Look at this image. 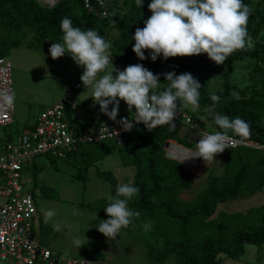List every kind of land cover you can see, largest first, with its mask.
Returning <instances> with one entry per match:
<instances>
[{
  "label": "rangeland",
  "instance_id": "1",
  "mask_svg": "<svg viewBox=\"0 0 264 264\" xmlns=\"http://www.w3.org/2000/svg\"><path fill=\"white\" fill-rule=\"evenodd\" d=\"M114 2L117 8L111 11V16L115 20L106 38V41L111 44L110 52L113 55V66L120 71H123L129 65L135 64H142L146 68V60L150 58L139 60L132 51L135 41L123 36V32H126L123 29L124 25L130 26L132 29L141 27V14L136 7L135 0H114ZM256 2V0H243V3L249 5L252 10L255 8ZM43 5L48 6L46 3H43ZM253 24L254 20L251 12L247 29H250ZM261 36L262 34L259 35L257 40L253 41L254 45L260 42ZM18 37L29 46L33 38V31L25 27L19 31ZM144 54L145 57H150L149 50H145ZM6 58L11 64L12 92L15 94V102L13 123L7 129L2 130L3 135L15 136L25 127L33 125L46 108L61 99L66 93L72 92H74L76 103V109L71 113L72 123H82L89 120L99 123L113 121L105 114L98 115L100 107L90 97L92 96L91 88L86 89L80 80L84 70L83 66H77L70 55L66 54L53 60L49 52L45 50L21 45L18 48L9 49ZM180 58L194 65L201 64L205 66L203 74L208 80L210 92L214 93L221 90L223 74L227 70L224 64H215L208 58L206 53ZM157 59L164 58L161 55ZM169 69L167 63L157 67L155 74L159 75L160 83ZM255 72L253 62L249 59L234 62L231 82L240 90L249 88L253 78H255ZM104 74L100 73L99 75ZM112 74L115 77L116 73L113 72ZM77 87L79 88L76 89ZM162 88L161 83L159 90ZM182 109L202 120L203 127L200 128L201 131L208 133L215 131L211 124L204 121L203 113L200 110L193 112L190 106ZM133 111L134 107L129 112L125 102L120 101L117 121L121 118L131 119ZM174 123L180 137H186V141L191 144L187 147L169 140L168 146L165 148L167 149V158L174 159L183 166V170L191 183L189 189L178 191L175 195L169 197L174 207L182 211L198 201L199 195L206 188L207 176L210 173L220 177L225 172L233 169L235 161L231 151L225 149L223 153L215 156L214 161H200L196 157L181 162L185 153L196 150V143L201 136L198 131L192 130L188 126L175 121ZM169 144H172L173 148H170ZM84 148L87 150L88 158L92 162L89 165H86L83 158L78 154L73 155L68 160H56L55 162L46 156L35 158V165L42 167L41 172L36 176L37 185H44L55 191L50 194V198H43L39 192L40 190L34 189L33 195L38 216L34 224L35 238L50 251L71 258H94L98 260L106 258L108 260L107 264H150L145 255V247H155V244L151 239L146 238V235L143 236L140 233L139 236L134 231L136 228L144 230L143 224L148 222L146 219L142 218L139 223L134 224L133 228L121 229L115 240L105 237L97 230V226L101 221L100 211L104 209L100 207L99 203L94 204V202L99 199L109 200L111 185L99 179L96 176V171L98 169L99 171L112 172L111 174L116 179L117 186L132 181L135 172L134 166L121 165L125 149L116 147L112 142L89 145ZM101 148H105L106 151L100 154L99 150ZM126 154L128 155V153ZM126 158L123 160H126ZM81 168H83L82 173L80 172ZM22 183L24 190L31 193L34 186L31 168L23 174ZM169 195H172V193H158L152 200H159L160 197H162L160 200L167 199L168 197L163 196ZM88 204H91V206H87ZM263 204L264 194L258 192L250 197H240L218 205L215 214L218 212H241L243 214L249 209ZM49 209L54 210L56 215L46 223L45 212ZM75 210H79V214L74 215ZM160 213L159 223L157 224L158 230L168 239L173 238L170 234V225L165 221V215L162 212ZM215 217L213 216V218ZM106 219H108V216ZM244 221L249 222L247 219H244ZM54 225H58L60 230L57 231ZM198 226L199 224H196L197 228H199ZM206 227L201 229L199 233L213 234V226ZM77 236L85 243L79 248H76L73 244V238ZM220 257L222 260L219 264H264V246L261 249L254 245L245 246L244 253L239 260H233L224 255ZM0 264L8 263L0 261ZM160 264H176L175 258L170 256Z\"/></svg>",
  "mask_w": 264,
  "mask_h": 264
},
{
  "label": "trees",
  "instance_id": "2",
  "mask_svg": "<svg viewBox=\"0 0 264 264\" xmlns=\"http://www.w3.org/2000/svg\"><path fill=\"white\" fill-rule=\"evenodd\" d=\"M105 1L110 11L117 8L114 0ZM256 1L255 8L252 10L254 24L247 31L253 41L262 34L261 40L250 50L235 51L225 61L227 70L223 74L221 90L210 92L208 80L203 74L205 66L194 65L180 56L166 60L156 59L154 62L147 59L146 68L155 74L158 66L167 63L170 67L168 72H175L176 75L190 73L202 85L199 110L203 113L204 121L211 124L215 131H222L215 125L212 117L204 111L212 104L210 96L215 94L220 97V102L216 106L217 112L229 118L240 117L250 124L251 136L243 141L264 146V0ZM149 4L150 0H143L141 8L136 6L142 19L140 28L144 27V21L151 15L148 9ZM64 17L70 18L73 26L81 30L95 29L105 40L115 20L113 17L97 18L88 14L84 10L83 0H60L52 7L41 5L36 0H0V57H6L9 49L23 45L24 41H21L18 33L25 27L33 31L29 46L48 52L52 43H62L63 33L60 22ZM129 27L124 25L123 29L126 32H123V36L132 39L136 29ZM242 59L251 60L256 72L249 88L240 90L232 84L231 75L234 71V62ZM161 83L162 91L168 82L164 81L163 77ZM233 91L238 92L241 98H233L230 95ZM101 114L103 113L100 111L98 115ZM92 122L93 120L84 122L83 126ZM201 127H203L202 123ZM228 135L241 140L230 131ZM169 140L187 147L191 145L186 141V137H180L168 126L148 131L143 124H140L129 131L122 146L125 149L122 157L123 159L127 157L124 162L131 164L135 169L132 182L139 188L137 196L128 203L130 209L140 213L134 224L139 223L142 218L152 223L150 231L134 229L136 235L140 233L143 236L146 235L145 237L155 244V247H145L148 262L160 264L170 256H174L176 264H219L222 260L221 255L239 260L245 246H264V204L251 208L243 214L241 212L215 214L217 206L229 200L250 197L258 192L264 194V152L251 147L229 150L235 161L233 169L220 177L210 173L207 176L206 188L199 195L198 201L180 211L174 207L169 197L178 191L189 189L191 183L183 166L164 155V145ZM76 154L83 158L86 165L92 163L85 148L73 155ZM41 170V166H35L32 169L34 186L31 195L33 196L34 189H39L41 197L50 198V194L55 192L54 189L44 185L38 186L35 181ZM82 171L83 168L80 172ZM96 176L111 185L110 195L115 196L117 185L112 174L97 169ZM158 193H172V195L163 196L168 197L167 199L160 200L162 198L160 197L159 200H152ZM96 203L104 209L110 200L99 199L94 202ZM160 212L165 215V221L170 225V234L173 238L168 239L158 230ZM100 215L102 220H106L107 215L104 210L100 211ZM213 216L216 217L213 218ZM244 219L249 222H245ZM196 224H199V228ZM210 226H213V234L199 233L201 229ZM129 227L133 228L132 225Z\"/></svg>",
  "mask_w": 264,
  "mask_h": 264
},
{
  "label": "clouds",
  "instance_id": "3",
  "mask_svg": "<svg viewBox=\"0 0 264 264\" xmlns=\"http://www.w3.org/2000/svg\"><path fill=\"white\" fill-rule=\"evenodd\" d=\"M135 4L141 8L143 0H135ZM148 9L150 17L144 21L143 28H136L132 36L135 41L132 51L139 60L150 58L154 62L161 55L166 60L206 53L211 61L221 65L235 51L254 47L247 31L252 8L243 0H151ZM60 29L62 43L51 44L48 50L51 58L55 60L68 54L77 66H83L82 84L86 89L91 88L90 97L99 104L100 111L119 123L123 131H131L135 124L141 123L148 131L164 126L174 130L178 111L189 106L193 112L199 111L202 85L190 73H165L164 81L168 83L161 91L159 75L142 64L129 65L123 71L114 68L111 44L95 29L74 27L68 17L62 18ZM145 50H149L150 57H145ZM100 73L105 74L100 76ZM230 95L235 99L241 98L235 91ZM121 100L129 112L135 108L131 119L117 121ZM210 100L212 104L204 111L222 131L203 134L196 143V150L185 153L181 162L196 157L205 162L214 161L217 154L232 146L229 131L242 141L251 136V126L247 121L240 117L229 118L216 111L219 96L212 94ZM14 102V92L0 89V110L13 108ZM138 193L139 188L132 181L118 185L115 196L109 197L110 203L104 208L108 219L101 220L97 230L115 240L121 229L134 226L140 213L130 209L128 203ZM73 214H79V210ZM55 215L54 210H47L45 222L51 221ZM54 226L60 230L58 225ZM151 227V221L143 224L145 231H150ZM73 244L79 248L85 243L77 236L73 238Z\"/></svg>",
  "mask_w": 264,
  "mask_h": 264
},
{
  "label": "built area",
  "instance_id": "4",
  "mask_svg": "<svg viewBox=\"0 0 264 264\" xmlns=\"http://www.w3.org/2000/svg\"><path fill=\"white\" fill-rule=\"evenodd\" d=\"M85 12L97 18H111L105 0H83ZM77 87L76 89H78ZM0 89L12 91L11 64L0 57ZM76 108L74 92L46 108L33 125L25 127L15 136L3 135L2 130L13 123L14 107L0 110V261L8 264H107L94 258H71L54 253L44 247L34 235L37 208L34 197L24 190L23 174L34 165L37 157L52 161L66 160L89 145L112 142L116 147L124 144L129 131H123L116 121L104 123H72L69 112ZM135 112V108H134ZM134 115V114H133ZM132 115V116H133ZM175 122L201 131L202 120L185 110L177 112ZM135 124V122L133 121ZM142 124V123H141ZM140 124H135V126ZM232 146L261 149L254 142L232 137ZM203 161L202 158H199Z\"/></svg>",
  "mask_w": 264,
  "mask_h": 264
},
{
  "label": "crops",
  "instance_id": "5",
  "mask_svg": "<svg viewBox=\"0 0 264 264\" xmlns=\"http://www.w3.org/2000/svg\"><path fill=\"white\" fill-rule=\"evenodd\" d=\"M23 45H25V46H27V47H29V48H36V47H32V46H28V45H26V43H24ZM76 109V108H75ZM74 109V110H75ZM74 110H71L70 112H69V116H70V119H71V113H72V111H74ZM134 112V111H133ZM87 122V121H86ZM96 121H93L92 123H95ZM82 123H84V122H82ZM96 123H99V122H96ZM102 123H104V122H102ZM175 131H176V127H175V129H174ZM176 133H177V131H176ZM178 135H179V133H177ZM180 136V135H179ZM187 140V139H186ZM122 147V146H121ZM121 147H119V148H121ZM169 147L170 148H173V145L172 144H169ZM169 150H171V149H169ZM106 151V149L105 148H101L100 150H99V152H100V154L101 153H103V152H105ZM170 152H172V151H170ZM122 154V153H121ZM164 155L167 157V149H165L164 148ZM122 159V158H121ZM174 160V159H173ZM52 161V160H51ZM55 162V161H54ZM121 162H122V166H127V163H125L124 162V160L122 159L121 160ZM129 165H131V164H129ZM36 165H35V163H34V165L31 167V171H32V169L35 167ZM29 170V169H28ZM103 172H110V171H103ZM110 173H112V172H110ZM118 176V175H117ZM134 176V175H133ZM116 180V179H115ZM117 180H118V178H117ZM132 180H133V178H132ZM111 196V195H110ZM33 197H34V195H33ZM105 200H107V199H105ZM37 208V207H36ZM37 218H38V216L36 215V218H35V222L37 221ZM100 218H101V216H100ZM102 220V219H101ZM257 248H259V249H261V248H263V246L262 247H257ZM102 261H104V262H106V263H108L107 261V259L106 258H104V260H102Z\"/></svg>",
  "mask_w": 264,
  "mask_h": 264
},
{
  "label": "water",
  "instance_id": "6",
  "mask_svg": "<svg viewBox=\"0 0 264 264\" xmlns=\"http://www.w3.org/2000/svg\"><path fill=\"white\" fill-rule=\"evenodd\" d=\"M39 4L43 5V3L48 4V7H52L56 2L60 0H36ZM168 142L164 145V148H167Z\"/></svg>",
  "mask_w": 264,
  "mask_h": 264
}]
</instances>
